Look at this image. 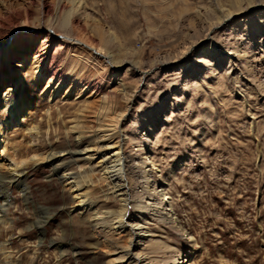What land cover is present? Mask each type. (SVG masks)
Segmentation results:
<instances>
[{
  "label": "rangeland",
  "instance_id": "obj_1",
  "mask_svg": "<svg viewBox=\"0 0 264 264\" xmlns=\"http://www.w3.org/2000/svg\"><path fill=\"white\" fill-rule=\"evenodd\" d=\"M7 1L20 16L6 23L0 42L21 45L31 31L17 29L27 20L39 35L36 50L49 46L50 74L68 86L79 72L83 85L103 80L99 95L126 111L123 151L129 196L138 205L127 220L141 226L133 241L141 231L150 234L137 250L142 264H264V0ZM71 40L91 46L92 57L67 53ZM102 57L111 61L105 71ZM23 70L13 97L22 95L28 106L23 126L41 134L35 141L10 124L6 142L22 143V152L36 144L42 156L73 150L67 130L84 99L49 102L44 83L33 87L31 62ZM8 118L0 106V123ZM60 156L58 162L28 163L23 183L9 193L13 227L2 232L1 242H11L23 264H108L117 256L84 215L71 211L73 201L57 176L69 169L86 178L92 168ZM145 167L150 171L143 173ZM146 179L155 185L142 191ZM25 185L29 201L21 192ZM86 186L96 208L117 212L108 183L98 178ZM161 193L165 214L172 216L165 223L152 212ZM38 218H48L42 244Z\"/></svg>",
  "mask_w": 264,
  "mask_h": 264
},
{
  "label": "bare ground",
  "instance_id": "obj_2",
  "mask_svg": "<svg viewBox=\"0 0 264 264\" xmlns=\"http://www.w3.org/2000/svg\"><path fill=\"white\" fill-rule=\"evenodd\" d=\"M260 8L263 9L264 6ZM16 16L19 17L20 14ZM16 16L12 14L11 4L7 0H0V35L3 33L6 23L13 19V17L17 18ZM68 18L61 19L60 29H65L69 21ZM27 24V20H23L18 25L17 31H31L27 33L28 36L23 40L21 45H17L13 49L7 47V39L0 42V106L9 116L7 123H0V264H23L20 257L14 258L13 248L10 245L11 242H1L2 232L13 227V221L9 218L10 208L14 205L9 196L11 188L23 183L22 178L27 175L25 169L28 167V163L36 166L40 163L58 162L63 159L60 155L65 153L77 160L83 161V167L91 166L93 172L86 178L79 177L76 172H72L69 169H65L57 175L62 185L69 191L73 201L71 211L78 215H84L83 221L97 235L102 234L101 242L117 256L110 259L108 264H113L115 261H122L126 264H142L143 255L141 251L138 252L137 250L143 245V242L150 234L141 231L136 236V240L133 241L134 230L139 229L141 226L129 224L127 220L129 209L138 207V205L129 196L130 183L127 174L129 167L123 151L125 137L122 120L126 115V111H117L113 105L99 95L103 80L96 87L93 83L83 85L81 82L82 74L79 72L77 79H75V85L72 82L68 86L66 82L50 74L47 64L49 46L47 45L43 49L36 50L35 43L39 35L35 30L29 29ZM51 33L56 36L52 29ZM91 48L87 44L84 45L82 43L79 45L71 40L67 45V53L69 52L74 57L78 55L79 57L90 58L93 54ZM76 49L79 52H76ZM189 49L187 48L183 52V55L189 52ZM102 59L105 71L111 66V61L108 57H102ZM28 62L32 64L33 87L44 83L42 89L44 90L43 97L47 98L49 102L56 98H74L78 102H82L81 98L84 99L83 108L77 111L72 119V124L67 130V135L74 138L73 150L60 151L42 156V154L38 153L40 149L36 148V144L29 147L25 146L26 151L22 152V143L13 144L6 142L8 139L6 127L10 124L13 127L23 128L26 135L35 141L40 138L41 133L38 127L23 126L22 117L28 115V106L23 102L22 95L17 100L13 97L14 91L23 83L22 70ZM114 70L116 72L118 67ZM10 79H13V83L4 89V82ZM143 169V173L150 171H146V167ZM98 178L104 183H108L118 197L119 209L117 212L101 211L91 201V192L86 188V182H91ZM145 182L146 185L142 191H145L147 188H153L155 185V181L146 179ZM151 191L154 194L156 192L155 190ZM21 192L24 200H31L26 185L22 186ZM162 200L163 194L161 193L152 212L158 220L160 219L165 223L167 219H172V216L165 214L166 210L161 204ZM39 209L43 210L41 207ZM47 219L38 218L34 222L36 224L35 227L37 226L36 228L41 235L38 238L39 244L43 243ZM175 224L173 228H177V223ZM121 237H125V240L120 241ZM113 238H116L117 241H113ZM51 244H55L56 248L62 250L61 244L53 240ZM134 251L137 252L133 253ZM186 257L189 258L190 255L187 254Z\"/></svg>",
  "mask_w": 264,
  "mask_h": 264
}]
</instances>
